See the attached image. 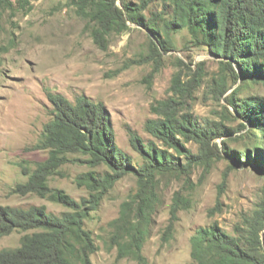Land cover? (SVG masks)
<instances>
[{
  "label": "trees",
  "instance_id": "16d2710c",
  "mask_svg": "<svg viewBox=\"0 0 264 264\" xmlns=\"http://www.w3.org/2000/svg\"><path fill=\"white\" fill-rule=\"evenodd\" d=\"M118 1L119 5L117 0L77 1L78 14L96 24L94 42L105 49L106 36L123 34L129 30V22L154 37L155 42L150 39L147 61L157 63L162 54L174 51L172 34L185 30L193 47L205 49L217 60L219 72L208 84V92L233 109L239 127L232 130L193 116L188 99L201 84L202 64L193 71L180 60L178 63L191 73V78L183 82L181 73H176L168 90L170 96L151 105L150 112L156 118L146 120L143 126L150 139L127 130L128 144L136 158L116 144L110 114L102 102H93L85 95L70 102L60 94L48 93L52 117L43 126L37 145V149L47 152V158L36 163L32 171L23 169L27 180L16 185L13 193H32L68 211L56 216L44 206L27 210L0 207V238L15 231H33L21 237L18 248L1 251L0 264H91L96 248L84 222L127 175L135 178L136 190L131 200L122 204L115 222L128 239L121 242L117 237V258L127 256L141 262L144 228L156 203L157 177L188 179L194 165L208 166L207 154L219 150L217 144H211L215 139L236 135L229 141L234 139L240 144L231 149L223 142L222 153L231 159L229 171L247 166L264 176V98L238 95L250 85H264V0H161L162 12L149 18L143 12L154 0H138L137 4ZM6 3L9 0H0V5ZM168 5L171 10L165 13ZM144 62L129 61L126 67ZM154 73L155 69L148 78ZM235 84L236 88L228 93ZM190 142L198 145V154L185 147ZM72 155L83 159H69ZM69 163L91 169L75 178L76 186L87 192L80 201L48 185V179L60 174L59 169ZM223 187L221 184L209 214L221 211ZM189 207V200L180 192L174 193L166 233L172 231L178 212ZM190 245L191 264H264V189L255 209L242 214L232 234L213 223L198 228Z\"/></svg>",
  "mask_w": 264,
  "mask_h": 264
},
{
  "label": "rangeland",
  "instance_id": "374dc122",
  "mask_svg": "<svg viewBox=\"0 0 264 264\" xmlns=\"http://www.w3.org/2000/svg\"><path fill=\"white\" fill-rule=\"evenodd\" d=\"M77 1L9 0L0 5V207L27 210L44 206L56 216L68 211L32 193H13L16 185L27 180L23 169L32 171L36 163L47 158V152L37 149V145L43 126L52 117L48 93L60 94L70 102L80 95L102 102L110 114L116 144L136 158L128 144L127 130L150 139L143 126L146 120L156 118L150 112L151 105L170 96L168 90L176 73H181L183 82L191 78V73L178 63L180 60L193 71L202 64L201 84L192 99H188L193 116L232 130L239 127L233 109L208 92V84L219 72L217 60L205 49L193 47L185 30L172 34L174 51L162 54L157 63L147 61L150 39L155 42L154 37L129 22V30L123 34L106 36V48L101 49L92 37L96 24L78 14ZM127 1L138 3V0ZM162 8L161 0H154L143 14L149 18L160 14ZM170 10L168 5L165 13ZM143 59L146 62L126 67L129 61ZM154 69V75L148 78ZM237 85H232L228 93ZM245 89L238 95L264 98V85ZM233 136L236 135H230ZM230 137L215 139L211 144H217L219 150L212 149L207 154L208 166L194 165L188 179L157 177L156 203L144 228L141 262L127 256L117 258V237L121 242L128 239L115 222L122 204L135 194L136 180L127 175L117 182L84 222V229L90 232L96 248L90 257L91 264H191L190 239L198 228L217 223L223 231L232 234L242 214L250 213L259 203L264 176L247 166L228 170L231 159L222 153L223 142L231 149L240 146L234 139L229 141ZM185 147L194 155L199 152L195 143H187ZM68 158L83 159L78 155ZM88 171L91 169L86 165L65 164L59 169L60 174L48 179V185L80 201L87 197V192L76 186L75 178ZM221 184H224L219 197L221 211L209 214ZM177 192L189 200L190 207L178 212L172 231L166 233L171 200ZM32 233L15 231L1 237L0 252L18 248L21 237Z\"/></svg>",
  "mask_w": 264,
  "mask_h": 264
}]
</instances>
